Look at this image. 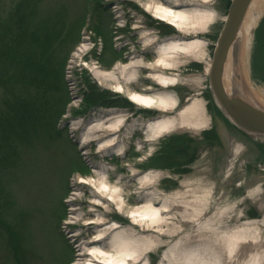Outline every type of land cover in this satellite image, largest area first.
I'll list each match as a JSON object with an SVG mask.
<instances>
[{
	"label": "rangeland",
	"instance_id": "374dc122",
	"mask_svg": "<svg viewBox=\"0 0 264 264\" xmlns=\"http://www.w3.org/2000/svg\"><path fill=\"white\" fill-rule=\"evenodd\" d=\"M205 1L180 0L184 10L199 6L211 15L206 29L184 33L144 1L0 0V264H78L80 253H91L89 241L101 238L98 230L116 226L100 247L133 229L148 238L146 264H179L175 258L190 252L198 264H264V142L239 131L211 97L209 68L231 0ZM175 39L203 45L199 58L186 53L166 70L178 80L171 113L198 100L207 123L154 136L132 129L160 112L101 82L93 67L110 70L133 56L156 65L158 47ZM141 68L140 77L148 76ZM248 80L264 99V14L253 33ZM159 86L150 80L143 88ZM103 111H118L120 131L107 126L84 140ZM113 136L122 151L104 149ZM95 166L121 191L124 210L94 200L95 178L81 182ZM143 173L150 180L141 182ZM143 196L167 206L165 220L130 215L126 208L143 207Z\"/></svg>",
	"mask_w": 264,
	"mask_h": 264
},
{
	"label": "bare ground",
	"instance_id": "6f19581e",
	"mask_svg": "<svg viewBox=\"0 0 264 264\" xmlns=\"http://www.w3.org/2000/svg\"><path fill=\"white\" fill-rule=\"evenodd\" d=\"M138 1H144L145 4L143 5H145L146 9L152 11L158 19L174 25L175 29H179L184 33H194L195 31L204 30L211 21V15L208 14L207 11L200 10L199 6L184 10V5L179 3L180 0L177 2L171 0ZM205 2H208V0ZM179 4L181 5L178 6ZM263 14L264 0H253L244 17L237 38L229 51L223 72V82L227 92L230 93L231 91H234V87H236L240 92L239 96L244 99L246 98L248 101H253L255 99L258 100V98L261 99V101L258 102V105L261 107H264V99H262L260 94L249 89L248 63L252 48L253 33ZM192 20H194V22H191ZM189 24H194L196 27L188 28L187 26ZM84 31H86V29H84ZM145 40L150 42L151 39L145 37L144 41ZM202 45L203 42L200 40L180 42L175 39L161 43L158 47V63L156 65H148L143 61L139 62L140 60L138 57L136 59L134 56L133 58L131 56L132 59H130L128 64L118 65L110 70L101 69L97 66L93 67V72L97 79L106 85L113 86L116 92L125 95L128 94L131 101L137 106L146 108V111L147 109L151 110L152 108L157 109L160 112L157 119L149 120L146 123H135L132 126V129L143 130L144 127L145 134L151 133V135L154 136L170 132L178 127V125H192L193 127L200 128L207 123L203 114L201 101L194 100L190 106H185L178 111L177 114L171 113L176 109L177 100L173 96L170 88L177 84L178 80L175 76H172L173 73L168 74L166 70H173L177 68L179 64H182L183 55L186 53L190 57L199 58L202 55ZM85 47L86 44L80 46V49H82L81 52H83V48ZM81 52L78 50L76 55L80 56ZM178 56H181L180 61ZM150 66H154L152 67L153 69ZM137 67H143L141 69L146 70L145 72H148L149 75H143L140 77L139 72L141 71H139ZM154 68H159V71ZM145 72H143V74ZM141 78L144 83L139 82ZM150 80L159 83L160 86L158 88H143L145 83ZM130 82H133L134 87L136 88L135 90L137 91H134L131 88ZM95 120V124L89 125L84 133V140L86 141L91 140V137H95L94 135L97 134V132H100V129H103L102 131H104L107 126L116 128V132L120 131V129L118 130V127L123 121L121 115L118 114V111L99 112V115ZM112 120H114V122H112ZM111 122L112 124L107 125ZM93 127H95V129H92ZM114 128L112 130H114ZM104 145V149L113 150L116 147H120V150H123L122 145H120V142L117 141L114 136L108 138L104 142ZM93 172L94 174L91 177L85 178L80 176L79 178L84 184H88L89 180L92 181L93 178H95L94 183L99 188V191L91 189L94 200L96 202H102L103 204L115 201L119 205V208L124 210L125 206L122 201V193L116 186L109 183V177L106 176L107 170L103 167L95 166ZM149 176H151L150 173H143L142 176H140L141 182L150 180ZM106 192L110 196L109 199L105 196ZM143 197L146 202L143 207L131 209L130 207L126 208L127 210H130V215L133 214V218L136 216L143 217L141 220L145 222L150 221V223L153 224H159L165 220L163 213L166 212L167 206L162 205V207H157L153 200L154 197ZM75 214V211H73L72 215ZM97 220L98 221L94 223V228L98 230V227L102 226L103 222H100L99 217ZM134 221H137V218H135ZM117 228L118 226L113 228L112 231L107 234L98 230V235H101V238L89 241L87 245L91 250V253H80L79 258L77 259L78 264L83 260L86 261V264H104L101 259L107 264H146L145 253L149 251L150 246L148 243L144 245L143 242L147 237H136L133 229H129L130 231L126 232V234H114L111 245H105L104 248L100 247V244L106 241L109 235ZM143 231L145 233V230ZM234 245L235 244L230 243V250ZM183 256V259L178 261V258H175V260L179 264H198L199 262V256L195 253H184ZM165 257H167V255Z\"/></svg>",
	"mask_w": 264,
	"mask_h": 264
},
{
	"label": "water",
	"instance_id": "95a60500",
	"mask_svg": "<svg viewBox=\"0 0 264 264\" xmlns=\"http://www.w3.org/2000/svg\"><path fill=\"white\" fill-rule=\"evenodd\" d=\"M252 1L231 0L223 29L215 44L208 77L212 97L225 117L243 133L256 136L264 142V109L240 97L236 87L234 91L227 92L223 82L229 51Z\"/></svg>",
	"mask_w": 264,
	"mask_h": 264
},
{
	"label": "flooded vegetation",
	"instance_id": "af4514ba",
	"mask_svg": "<svg viewBox=\"0 0 264 264\" xmlns=\"http://www.w3.org/2000/svg\"><path fill=\"white\" fill-rule=\"evenodd\" d=\"M156 23H159V22H156ZM179 37H182V36H179Z\"/></svg>",
	"mask_w": 264,
	"mask_h": 264
},
{
	"label": "trees",
	"instance_id": "16d2710c",
	"mask_svg": "<svg viewBox=\"0 0 264 264\" xmlns=\"http://www.w3.org/2000/svg\"><path fill=\"white\" fill-rule=\"evenodd\" d=\"M264 145V144H263ZM263 151H264V147H263Z\"/></svg>",
	"mask_w": 264,
	"mask_h": 264
}]
</instances>
